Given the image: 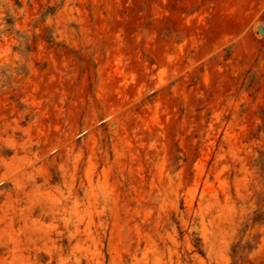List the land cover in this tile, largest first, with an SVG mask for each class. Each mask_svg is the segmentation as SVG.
<instances>
[{
  "label": "rangeland",
  "instance_id": "374dc122",
  "mask_svg": "<svg viewBox=\"0 0 264 264\" xmlns=\"http://www.w3.org/2000/svg\"><path fill=\"white\" fill-rule=\"evenodd\" d=\"M264 0H0V264H264Z\"/></svg>",
  "mask_w": 264,
  "mask_h": 264
},
{
  "label": "water",
  "instance_id": "95a60500",
  "mask_svg": "<svg viewBox=\"0 0 264 264\" xmlns=\"http://www.w3.org/2000/svg\"><path fill=\"white\" fill-rule=\"evenodd\" d=\"M259 31H260V33L264 32V30L262 28H259Z\"/></svg>",
  "mask_w": 264,
  "mask_h": 264
}]
</instances>
